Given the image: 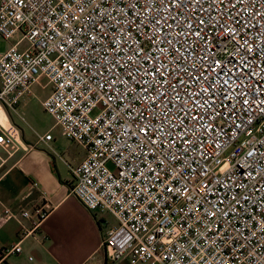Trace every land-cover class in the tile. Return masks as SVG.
<instances>
[{"label": "built area", "instance_id": "2783aa9c", "mask_svg": "<svg viewBox=\"0 0 264 264\" xmlns=\"http://www.w3.org/2000/svg\"><path fill=\"white\" fill-rule=\"evenodd\" d=\"M0 37V110L49 82L52 128L85 151L70 195L115 220L106 257L264 264V0H0ZM44 218L3 208L22 235L0 264Z\"/></svg>", "mask_w": 264, "mask_h": 264}, {"label": "crops", "instance_id": "0c3cea01", "mask_svg": "<svg viewBox=\"0 0 264 264\" xmlns=\"http://www.w3.org/2000/svg\"><path fill=\"white\" fill-rule=\"evenodd\" d=\"M19 101L16 112L6 111V115L0 110V123L18 142L0 149V213L4 207L17 212L32 202L43 208L45 218L37 231L39 239H24L22 253L11 255L8 264H142L127 257L117 261L106 257L100 242L115 220L110 214L85 208L70 195V168L84 159L83 147L62 136L61 131L51 134L50 146L39 143L38 136L52 126L32 135L15 118L21 116ZM33 181L37 188H31ZM29 192L32 193L25 197ZM18 223L10 220L0 226V248L21 237ZM22 224L28 227L30 223L24 220Z\"/></svg>", "mask_w": 264, "mask_h": 264}, {"label": "rangeland", "instance_id": "374dc122", "mask_svg": "<svg viewBox=\"0 0 264 264\" xmlns=\"http://www.w3.org/2000/svg\"><path fill=\"white\" fill-rule=\"evenodd\" d=\"M5 45L6 42L0 37V51L4 50ZM49 86V82L45 78H40L19 101V112L21 116H16L15 118L32 135H35V132L38 134L45 132L53 124L52 116L45 112L40 104L45 92L49 91ZM98 111V109H94L91 115H96ZM51 130L53 136L55 133L60 132L59 128H51Z\"/></svg>", "mask_w": 264, "mask_h": 264}, {"label": "snow or ice", "instance_id": "6c2138e0", "mask_svg": "<svg viewBox=\"0 0 264 264\" xmlns=\"http://www.w3.org/2000/svg\"><path fill=\"white\" fill-rule=\"evenodd\" d=\"M195 35L199 36V33H195ZM250 51H251V49H249V52H250ZM239 71H241V72H242V71H243V69L241 68V69H239ZM224 83H225V84H227V81H225ZM261 91H262V92H264V89H261ZM243 103L247 104V103H248V101H246V100H245V101H243ZM237 127H238V126H237ZM249 155H251V153H249Z\"/></svg>", "mask_w": 264, "mask_h": 264}]
</instances>
